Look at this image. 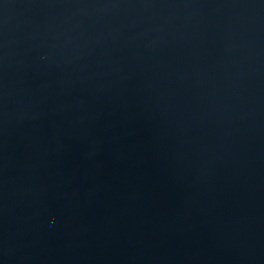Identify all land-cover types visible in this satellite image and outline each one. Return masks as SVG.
I'll return each instance as SVG.
<instances>
[{"label":"water","instance_id":"95a60500","mask_svg":"<svg viewBox=\"0 0 264 264\" xmlns=\"http://www.w3.org/2000/svg\"><path fill=\"white\" fill-rule=\"evenodd\" d=\"M262 239L264 0H0V264Z\"/></svg>","mask_w":264,"mask_h":264}]
</instances>
